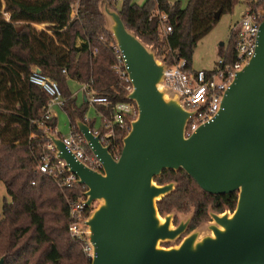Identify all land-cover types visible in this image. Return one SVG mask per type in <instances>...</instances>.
I'll return each instance as SVG.
<instances>
[{"label": "trees", "instance_id": "1", "mask_svg": "<svg viewBox=\"0 0 264 264\" xmlns=\"http://www.w3.org/2000/svg\"><path fill=\"white\" fill-rule=\"evenodd\" d=\"M104 1L0 0V182L8 197L4 199L0 217V259L6 256L5 264L92 262L84 253L83 242L69 233L73 223L70 203L85 197L87 188L77 185L63 190L53 177L41 174L38 169L48 144L41 123L56 129L57 120L53 117L45 121L49 97L29 78L33 68H38L57 82L65 100L62 109L69 117L72 132L80 133L78 121L102 136L109 131L104 127L101 131L94 130V123L86 120L88 101L79 107L69 87L70 81L92 85L98 96L110 102L108 107L97 106L98 112L109 120L118 104H135L126 98L130 93L127 84L113 71L116 63L113 47L117 45L101 10ZM106 1L116 8L118 0ZM239 2L188 0L183 8L180 2L169 0H147L143 5L124 0L118 13L130 31L157 50L163 62L173 64L174 54L186 60L187 69L192 70L198 43L219 21L215 15L219 11L222 15L232 14ZM247 8L264 9V0H251ZM157 11L167 15L172 27L170 34H164L155 15ZM36 25H46V29L38 30ZM235 45L236 35L232 32L226 52L232 60ZM225 51V46H220L219 56ZM136 118L127 116L125 129L114 124L113 135L103 141L114 157H120L123 141ZM155 183L175 184V190L158 202L162 217L175 211H194L189 232L210 222L211 213H233L237 208L238 193L210 195L184 171H165ZM94 209H86V216Z\"/></svg>", "mask_w": 264, "mask_h": 264}, {"label": "water", "instance_id": "2", "mask_svg": "<svg viewBox=\"0 0 264 264\" xmlns=\"http://www.w3.org/2000/svg\"><path fill=\"white\" fill-rule=\"evenodd\" d=\"M101 10L125 58L133 87L126 98L136 104L138 117L118 159L103 144L102 133L78 121L102 171L78 162L60 137L47 134L58 158L87 188L86 206L102 203L87 221L91 264H264V22L256 54L226 92L219 114L187 138L194 113L164 86L169 65L125 26L108 1ZM221 16L219 11L215 18ZM165 171H184L213 196L238 193L236 210L211 213L213 236L199 240L194 233L179 247L161 248L184 235L191 223L173 229L175 212L160 215L158 202L175 190L174 183H155ZM5 261L6 256L0 264Z\"/></svg>", "mask_w": 264, "mask_h": 264}, {"label": "built area", "instance_id": "3", "mask_svg": "<svg viewBox=\"0 0 264 264\" xmlns=\"http://www.w3.org/2000/svg\"><path fill=\"white\" fill-rule=\"evenodd\" d=\"M155 15L160 20L164 34H170L172 27L168 23L167 15L159 11ZM263 22V8L259 10L248 8L242 16V20L232 31L236 35L235 59L232 60L228 56L226 53L227 46H225V54L219 56L213 70H189L187 69V61L184 59L180 60L173 54V64H168L163 83L167 89L172 90L179 96L182 105L187 111L194 113L190 117L186 128L185 136L187 138L195 134L199 128L212 122L219 114L226 92L236 76L244 70L256 54L260 27ZM113 49L116 51V63L113 66V71L123 83L127 84V90L132 92L133 87L125 58L118 46H114ZM29 81L33 85L40 87L49 97L44 118L45 121H50L53 118L52 108H62L65 103L59 85L38 68H33ZM83 91L88 98L87 101L90 106H109V100L106 97L98 96L92 85H84ZM99 114L103 118V124L106 129H111V134L103 135L104 141L113 135L114 124L121 129L127 128L126 117H138V108L136 104L120 103L115 106L114 116L111 120L104 117L102 113ZM41 127L45 129L48 144L45 147L46 153L39 162L38 169L40 173L53 177L63 190L73 189L79 185L78 178L71 174L67 169L66 163L58 158L56 147L47 136V134H53L60 137L59 133L56 129L47 128L45 122L41 123ZM61 140L78 162L94 171L103 170L101 162L88 148L87 141L81 133L71 131L70 136L62 137ZM115 158L118 159L119 157ZM85 202L86 197H83L76 202L70 203L73 223L69 227V233L72 238L83 242L85 255L93 260L94 249L89 238L87 226L89 217L86 216L88 207Z\"/></svg>", "mask_w": 264, "mask_h": 264}, {"label": "rangeland", "instance_id": "4", "mask_svg": "<svg viewBox=\"0 0 264 264\" xmlns=\"http://www.w3.org/2000/svg\"><path fill=\"white\" fill-rule=\"evenodd\" d=\"M123 1L124 0H118L116 4V8L113 7V10L115 12L118 13V10L121 9L123 5ZM146 1L147 0H133V3L137 5H143ZM169 1L171 3L180 2L183 8H185L188 4V0H169ZM239 1L240 2L235 7L233 13L222 15L217 25L214 27V29L198 43L192 59V68L194 70H213L215 68V64L219 59L220 45L221 44H224V46L228 45L234 27H236L238 23L242 20V16L248 9L247 3L251 2V0L249 1L239 0ZM4 16L6 19H9L8 14H4ZM36 28L38 30H45L46 25H36ZM148 47L150 50L155 51L156 58L159 61H162V59L158 58L157 56V50L152 46H148ZM69 87L73 97L76 100V104L79 107L85 105V93L82 90L83 86H81L79 83L75 81H70ZM52 113L56 115V120H57L56 130L59 133V135H61L62 137L70 136L71 125H70L69 117L66 114V112L60 107H54L52 108ZM86 120L94 123L95 131H101L103 127L106 129V127L103 124V120L98 112V109L95 106L88 105V109L86 112ZM106 134H111V129H109V131L106 132ZM5 198H8L6 188L0 182V217L2 214V205L4 203ZM101 204H102L101 202H96L94 204V208L97 209ZM193 212H194L193 210H191L188 213H181L175 211V214L172 215V218H174L172 228L175 229L180 224H185L187 222H190ZM211 226H216L213 219L211 223L199 227L197 230H195L192 233L187 230V232L176 241L160 244V247L161 248L179 247V245L186 236L192 235L194 233H198L199 240L208 236H213V233L210 230Z\"/></svg>", "mask_w": 264, "mask_h": 264}, {"label": "crops", "instance_id": "5", "mask_svg": "<svg viewBox=\"0 0 264 264\" xmlns=\"http://www.w3.org/2000/svg\"><path fill=\"white\" fill-rule=\"evenodd\" d=\"M82 90H83V88H82ZM83 92H84V91H83ZM85 99H88L86 95H85ZM52 115H53V117L56 118V115H55L54 113H52Z\"/></svg>", "mask_w": 264, "mask_h": 264}, {"label": "bare ground", "instance_id": "6", "mask_svg": "<svg viewBox=\"0 0 264 264\" xmlns=\"http://www.w3.org/2000/svg\"><path fill=\"white\" fill-rule=\"evenodd\" d=\"M161 222H164V220H163V219H161Z\"/></svg>", "mask_w": 264, "mask_h": 264}]
</instances>
